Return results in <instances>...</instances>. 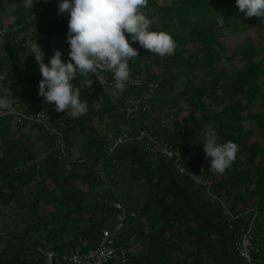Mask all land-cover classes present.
Returning <instances> with one entry per match:
<instances>
[{
  "label": "trees",
  "instance_id": "16d2710c",
  "mask_svg": "<svg viewBox=\"0 0 264 264\" xmlns=\"http://www.w3.org/2000/svg\"><path fill=\"white\" fill-rule=\"evenodd\" d=\"M59 2L34 0L31 10L24 7V0H0V75L7 73L0 81V99L8 101L13 112L46 117L20 121L0 108V207H8L22 189L30 188L33 208L44 205L51 216L25 234L8 233L22 247L0 255V264H51L42 250L58 253L52 264H64L63 255L96 247L102 228L117 214L107 200L120 201L109 186L99 200L87 202L95 189L109 183L99 178L96 167L102 163L110 178L115 175L110 168L116 172V166L125 162L131 164L130 182L147 192L140 206L123 203L136 216L128 219L119 245L131 250L141 239L133 238L147 226L152 228L143 258L131 257L127 264H242L234 235L252 221L264 264V18L247 17L236 0H148L141 11L152 22L149 30L168 32L177 45L175 53L152 54L126 33L138 51L128 61L130 74L153 87L126 86L114 97L107 72L101 73L103 84L90 74V87L79 85L84 78L77 73L73 84L80 87L88 110L73 118L70 109L57 112L39 94L42 76L27 45L36 39L45 64L56 50L63 60L69 59V14H58ZM129 98L146 99L145 110L133 119L124 110ZM184 110L187 114L182 116ZM29 124L35 144L46 147L43 156L27 143L32 135L20 134ZM61 124L66 126L65 154L49 130L60 129ZM209 127L218 133L217 143L238 145L235 161L223 174L209 169L203 143ZM143 130L155 131L175 147L184 145L188 162L208 184L177 175L171 162L147 153L136 139ZM78 135L83 143L75 152ZM117 138L127 141L110 153ZM243 192L255 200V207L250 216L240 218ZM229 214L238 218L230 221ZM72 226L81 229L78 235L71 236ZM42 228H48L43 233L49 238L29 244V232ZM64 234L68 239L61 241ZM3 243L4 249L12 248L10 241Z\"/></svg>",
  "mask_w": 264,
  "mask_h": 264
},
{
  "label": "clouds",
  "instance_id": "9594fccd",
  "mask_svg": "<svg viewBox=\"0 0 264 264\" xmlns=\"http://www.w3.org/2000/svg\"><path fill=\"white\" fill-rule=\"evenodd\" d=\"M34 0H24V7L31 9ZM148 0H60L58 14H69L67 43L70 51L67 61L62 59L59 50L54 52L49 64H45V53L35 40L29 39L27 45L42 76L38 92L44 99L55 105L57 112L71 110L73 118L86 114L87 101L80 99V87L73 84L77 73L83 77L79 85L86 83L90 87L96 75L99 83L104 79L101 73H113V96L118 97L126 91L130 81L128 61L138 56L132 42H139L152 54L161 57L175 53L176 43L165 31L149 30L151 20L141 9ZM238 9L247 17L264 18V0H236ZM7 73L0 75L4 80ZM0 108L13 112L11 104L0 99ZM219 137L215 129L209 127L204 132V151L210 158L209 169L214 174H223L236 159L238 145L232 141L217 143ZM198 183L199 175L189 173Z\"/></svg>",
  "mask_w": 264,
  "mask_h": 264
},
{
  "label": "built area",
  "instance_id": "2783aa9c",
  "mask_svg": "<svg viewBox=\"0 0 264 264\" xmlns=\"http://www.w3.org/2000/svg\"><path fill=\"white\" fill-rule=\"evenodd\" d=\"M107 72V71H106ZM111 77V86L114 85L113 73L107 72ZM145 85L153 87L147 80L139 76H133L130 74V81L126 84L127 87L142 88ZM146 99H134L129 98L125 104V112L129 119H133L141 111L145 110L144 103ZM16 114L20 121L26 119L29 121H43L45 116L38 115L37 117H28L22 112H13ZM66 129L64 124L60 125V129H49L50 134L56 136V145L62 149V153H66L65 139L63 131ZM137 140L143 142L147 153L153 155L155 158H162L171 162L174 171L177 175L185 177L190 181H195L189 173L196 174L195 168L188 162L184 151V145L182 147H175L169 141L164 140L159 134L153 130H143L136 137ZM127 140L124 138H117L114 141L113 147L110 149L112 153L122 143ZM99 174V178L106 184L109 182L108 174L102 163H99L96 167ZM199 184H208L203 177H200ZM107 205L113 207L117 212L112 222L102 228L100 241L94 248L77 249L70 254L62 256L64 264H127L132 257L131 250L124 245H119V239L124 232V229L128 227V219L135 218V213H129L126 206L117 200H107ZM230 215V214H229ZM231 216V215H230ZM243 218L244 215L239 216ZM237 217H232L237 219ZM232 228V226H231ZM256 228L255 222L252 221L249 227L241 228L238 234L234 235V248L242 262V264H262L263 263V250L262 247L256 243L253 235V230ZM82 244L83 241L80 239ZM42 254L48 258L52 264L53 259L59 255L57 252H44Z\"/></svg>",
  "mask_w": 264,
  "mask_h": 264
},
{
  "label": "rangeland",
  "instance_id": "374dc122",
  "mask_svg": "<svg viewBox=\"0 0 264 264\" xmlns=\"http://www.w3.org/2000/svg\"><path fill=\"white\" fill-rule=\"evenodd\" d=\"M252 36L256 37L257 34H253ZM261 55H264V53H262ZM186 114H187L186 110H184L182 116H185ZM20 131H21L20 134H25L28 137H31L32 135L31 138H33V140L30 139L27 143L30 146L32 145L36 149L38 154L43 156L45 153L46 147L38 146L35 144L34 137H33L35 134V131L31 127V125L29 124L25 127H22ZM82 143H83V137H81V135H78L75 138V145H74L73 150L75 152L80 151L81 150L80 146ZM198 156L199 154H194L195 158H197ZM110 172H114L115 175L110 176L109 183L107 185L100 186L93 191V195H91L87 199L88 203H92L93 200H96V199L99 200L101 197V194H103L106 190H108L109 186H110V189H112V193L115 196V198L120 200L122 203L128 204L130 206H140L144 203L147 190L146 188L136 186L135 184H132L130 182L131 164L129 162H125L123 164L117 165L116 172H115L114 167L110 168ZM30 191H31L30 188L22 189V191H20L17 194V197L12 201V203L8 207H0V238L1 237L3 238V240L0 242V255L2 256H5L6 254H13L19 248L22 247V245L18 243L14 238L9 239L7 237L8 233L15 232L19 234H25L28 228L32 227L33 225L40 224V222L43 219L44 220L51 219V216L47 212L46 207L44 205H41L40 207L35 208V209L33 208L32 206L33 197L31 196ZM243 194L245 196L244 201L240 203L241 205L239 206L238 209L243 212L241 215L250 216L255 207L254 206L255 200L250 199L248 193L243 192ZM221 203L225 206L226 212H228L227 199L223 198L221 200ZM63 214H65V212H61V215ZM231 215L233 217L236 216V214H231ZM143 220L144 219H142V221ZM231 220H232V217L230 216V221ZM47 230L48 228H42L41 231L38 229L31 230L29 232L30 234L28 237V243L36 245V243L42 242V240H44L45 238H49L48 234L45 235L43 233V232L46 233ZM71 230H72L71 236L78 235L81 231V229H78L73 226L71 227ZM151 230H152L151 226H147L145 230L140 231L137 234V236L133 238V241H137L139 237L141 238L131 248V254H132L133 259L140 260L143 258L148 248V245H149V236L151 234ZM261 232L264 237V228L263 230H261ZM54 235L55 233L52 236ZM63 236L64 237L61 238V241H65L66 239H68V236H66L65 234ZM5 241H10L12 248L4 249L5 245L3 242ZM56 243H57V240H56Z\"/></svg>",
  "mask_w": 264,
  "mask_h": 264
}]
</instances>
